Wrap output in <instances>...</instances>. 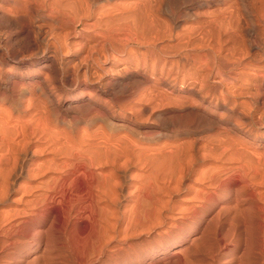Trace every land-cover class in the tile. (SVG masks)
Instances as JSON below:
<instances>
[{
  "label": "bare ground",
  "instance_id": "obj_1",
  "mask_svg": "<svg viewBox=\"0 0 264 264\" xmlns=\"http://www.w3.org/2000/svg\"><path fill=\"white\" fill-rule=\"evenodd\" d=\"M0 30V100L20 99L0 105V264L30 245L45 246L42 264L71 263L39 229L79 220L96 235L89 255L109 264L130 238L162 236L218 202L216 219L233 220L222 236L244 246L238 264L262 255L264 138L252 128L264 123V0H0ZM25 51L41 53L47 75L30 74ZM151 118L173 135L140 132Z\"/></svg>",
  "mask_w": 264,
  "mask_h": 264
},
{
  "label": "rangeland",
  "instance_id": "obj_2",
  "mask_svg": "<svg viewBox=\"0 0 264 264\" xmlns=\"http://www.w3.org/2000/svg\"><path fill=\"white\" fill-rule=\"evenodd\" d=\"M69 30H67V29ZM65 28V32L64 33H66V32H69V34H67V35H70L69 36V40H70V42L72 43V42H74L75 41V39L73 38V36H72V27L71 26H67ZM71 30V31H70ZM80 30V27H78L77 29H76V31L78 32ZM2 30H0V36L1 37H5L4 35H3V33L5 32V30H3L2 32H1ZM71 37H72V39H71ZM2 41L4 42V39H2ZM13 42H11V43H9V44H7V47L6 48H8V49H10V48H13V49H16V47H17V44L15 45L14 43L12 44ZM13 47H12V46ZM16 46V47H15ZM40 48H41V45H40ZM30 53H27L26 51L25 52H23L22 53V56H24V58H26V60H25V62H28L27 64H29L30 65V69H29V72H30V74L31 75H37V70H41V73H42V75L43 74H45V75H47V73H46V70H43V69H41L40 67H37L39 64L37 63V62H39V61H41V59H42V56H41V53L40 54H38L36 57H30V58H28ZM36 59V60H35ZM32 61V62H31ZM10 63L12 64V62L10 61ZM40 63V62H39ZM160 65H162L161 67H163L164 65L163 64H160ZM37 67V68H36ZM160 67V66H159ZM167 67H168V65H167ZM101 79L99 80L101 83H103V85L106 83V81H107V76L106 75H104V74H102V76L100 77ZM105 86V85H104ZM129 88H130V86H129ZM144 89V87L142 86H139V87H137V88H133L131 91L136 95V94H138L139 93V91H138V89L141 91L142 89ZM28 89H30V90H33L34 89V87L31 85V87L29 86L28 87ZM133 90H135V92L133 91ZM136 90L138 91V93H136ZM38 92V91H37ZM65 93H67L68 92V90L67 89H65V91H64ZM252 91H250V94L252 95V93H251ZM249 94V95H250ZM248 95V96H249ZM134 96V95H133ZM132 96V97H133ZM248 96L247 97H245V100H249L248 99ZM18 97V98H17ZM134 98V97H133ZM251 98V97H250ZM132 99V98H131ZM130 99V100H131ZM9 100V101H8ZM17 100V101H16ZM20 99H19V96H18V94H17V96H15V98H13V99H8V98H4V99H2V100H0V105L2 104V105H4V106H7V107H9L10 106V108H13V110L15 109V108H17L18 107V104H19V101ZM12 101H13V103H12ZM104 101H106V102H108V103H110L111 101H110V99L107 97V98H104ZM110 101V102H109ZM18 103V104H17ZM14 105V106H13ZM15 106H17V107H15ZM50 108V107H49ZM245 108V109H244ZM243 108V110L245 111V112H247V108L246 107H244ZM51 109V108H50ZM50 109H48V110H50ZM51 111V110H50ZM50 111H48V112H50ZM51 113V112H50ZM48 115H50V117L52 116V114H49L48 113ZM93 116V115H92ZM91 116V117H92ZM52 119V118H51ZM65 119V121L64 120H62V119H57V120H55L54 121V123L55 124H58L59 126H64L63 124H64V122H66V120L68 119V118H64ZM52 120H54V119H52ZM60 122V123H59ZM84 126L83 125V123H80L79 124V126ZM254 128H252L253 130H254V132H256V133H259V134H261V136L264 138V123H263V121L261 122V124L260 125H254L253 126ZM166 127H163L162 125H161V123L159 122L158 123V121H156L155 119L153 120V118H151V119H148L145 123H143L142 124V127H141V130H139L140 132H145V131H151V130H157V131H160L161 133H163V135H167V136H169V137H171L173 134H170L171 132L169 131L170 129L169 128H166ZM169 129V130H168ZM145 130V131H144ZM212 131H209V133L208 134H213L214 132H217V131H219V128H217V127H215V128H213V129H211ZM167 132H170L169 134L167 133ZM262 132V133H261ZM198 136H197V135ZM193 135V136H192ZM192 135H190L191 137H189V140H191V141H193V142H195V141H197L198 140V137H199V139H200V133H195V134H192ZM237 136H240L239 134H237ZM159 138H161V140H163V138L162 137H159ZM159 138H157V137H153L152 139H153V141H156V140H159ZM180 138H184L183 136H180ZM193 139V140H192ZM197 142H199V141H197ZM197 142H195V144H198ZM262 146V145H261ZM263 150V151H262ZM256 151L258 152V153H263L264 152V147H258V148H256ZM226 173V174H225ZM223 175H222V177H223V179L226 181L227 180V182H226V184H227V186L228 187H230L231 186V180L229 179V178H231V176H232V173L231 172H225ZM229 174V175H228ZM229 182V183H228ZM184 184H187V181H185L184 182ZM224 194V193H223ZM222 194V195H223ZM227 194H224V197L226 196ZM217 205V206H216ZM224 206V205H223ZM243 206H245V205H243ZM221 207V204H220V202H218V203H215V205H210L209 206V208L207 209V211L205 212V214H204V216L202 217V218H196V219H194V220H191L190 222H183V220H180V219H177L176 220V222L174 221V223L176 224H174V227H172V229H168V231H166V232H164L163 234H161L162 236H159V237H156V238H154L152 235H146V234H143V236H139V237H133V238H130L128 241H127V243H126V245H125V251H127V253L126 254H123V255H121V257H119L120 255H118V258L117 257H115V259L114 260H112V262H110L109 264H208V263H210V264H212L211 263V261H210V258L212 257V256H216L217 254H218V252L220 251V252H224L226 255H225V257L223 258V260H221L220 262H214V264H238V258H240L242 255H244V246H243V244H241V246H240V250H236V248H237V243H238V239L237 240H235L236 239V237L235 236H231V237H223L222 236V234L224 233V234H226L228 231V229L230 228L229 226H230V224H229V222H233V220L232 221H230V219H228L227 218V215H220L219 216V218L218 219H216V216H217V213L219 212V208ZM223 213V212H222ZM226 216V217H225ZM229 217H232V215L231 216H229ZM227 218V219H226ZM242 217H239L237 220H238V222H240ZM253 218H254V216H253ZM220 219V220H219ZM235 219V218H234ZM179 220V222H177ZM218 220V221H217ZM226 220H228V221H226ZM237 220H236V222H237ZM83 221V222H82ZM182 221V222H181ZM215 221V222H214ZM235 221V220H234ZM80 222V223H79ZM196 222V223H195ZM213 222H214V224H213ZM236 222H234V223H236ZM53 223V224H52ZM52 223H50V222H46L45 223V226H43V227H41L39 230H40V233H41V235H43V237H44V240L43 241H46V240H48V241H50V243L52 244V246H54L55 248V252H57V253H62V254H64L65 256L66 255H68V257L69 258H71L70 259V261H71V263H68V264H78V262H79V260H85V262H87L88 264H98L94 259H95V257H94V254H90V255H93V257H90V255H89V253H91L92 251H93V253H94V250H92L93 248H95L94 246H96V244L97 243H95V241L97 242V240H96V235H95V233L92 231V229H91V227H90V225H87L88 224V222L87 221H85L84 222V220H79V221H77L76 223H73V224H71L69 227H62V226H60V224L58 223V222H52ZM58 224V226H57V224ZM87 223V224H86ZM178 223L180 224V226L181 225H183V226H179L178 225ZM217 223V224H216ZM223 223V224H222ZM234 223H232V224H234ZM254 223V225L256 224V221H254L253 222ZM253 223L251 224V226L252 227H254V225H253ZM258 221H257V225H258ZM42 224V223H41ZM51 226H50V225ZM223 225V229L221 230L220 229V225ZM49 225V226H48ZM53 225V226H52ZM55 225V226H54ZM238 225H239V223H238ZM37 226H39L38 224H35L34 225V229L33 230H37L38 228H37ZM215 226V227H214ZM53 227V228H52ZM61 227H62V229H61ZM71 227V228H70ZM49 228H51V229H49ZM63 228H64V230H63ZM66 228V229H65ZM176 228V229H175ZM47 229V230H46ZM49 229V230H48ZM53 229H55V230H53ZM57 229V230H56ZM58 229H59V231H58ZM217 229V230H216ZM254 228H252V232H254V230L255 231H257V226L255 225V229L253 230ZM43 230H44V232L45 233H47L48 231H49V233H47L48 234V239H46L45 240V234H44V232H43ZM61 230H63V231H61ZM169 230H170V232H169ZM204 230V231H203ZM54 231V232H53ZM56 231H57V233H56ZM69 231H70V233H69ZM74 231V232H73ZM222 231V232H221ZM52 232V233H51ZM63 232V233H62ZM72 232V233H71ZM226 232V233H225ZM258 232V231H257ZM254 233L253 234V237H254V239H253V242H254V240H256V238H257V240H259L260 241V244L262 245H260V248L263 250H261L262 252V255H260V254H257V250H254V252H255V254H254V258L252 259V261L250 262L251 264H264V240L262 239V238H264V236L263 237H259V236H261V234L262 233H260V232H258V233ZM43 233V234H42ZM166 233V234H165ZM205 236V237H203V235ZM46 234V235H47ZM212 234V235H211ZM58 235V238L57 239H55L56 238V236ZM63 237H62V236ZM146 235V236H145ZM202 235V236H201ZM222 237H221V236ZM51 236V237H50ZM70 236V237H69ZM199 236H200V238H201V240L202 241H199V242H197V239L199 238ZM243 236V235H242ZM242 236H241V238L239 239V241L241 242V241H243V238H242ZM66 237V238H65ZM203 237V238H202ZM210 237H211V239H210ZM213 237V238H212ZM233 237H235V238H233ZM244 237V236H243ZM50 238H51V240H50ZM63 238H64V241H63ZM154 240H153V239ZM216 239V241H215V239ZM192 239H195L196 240V244H197V249L196 250H194V247L192 248L191 246L189 247V245H190V241L192 240ZM214 241H213V240ZM229 239V240H228ZM58 240H60L61 241V243H59V241ZM200 240V239H199ZM212 240V241H211ZM28 241L30 242L31 240L30 239H28ZM57 241V242H56ZM63 241V242H62ZM71 241V242H70ZM73 241V242H72ZM208 241H209V244H208ZM259 241H256V243L254 242V246H257L258 247V243L257 242H259ZM32 242V241H31ZM82 242V243H81ZM93 242L95 243V244H93ZM200 242H201V244H200ZM244 242V241H243ZM242 242V243H243ZM45 243V242H44ZM53 243H54V245H53ZM67 245H66V244ZM78 244V247H77V245H75V244ZM86 243V244H85ZM88 243V244H87ZM213 243H214V245L217 243L218 244V246H220V247H218V248H216V246H215V248H213L214 246H213ZM64 244V245H63ZM90 244V245H89ZM128 244H129V246H128ZM198 244H200V246L198 245ZM211 244V245H210ZM62 245V246H61ZM81 245V246H80ZM93 247H92V246ZM207 245H208V249L209 250H207L206 252H204L205 250H206V248H204V246H206L207 247ZM210 245V246H209ZM33 246V245H32ZM64 246H65V249L66 250H64ZM91 246V247H90ZM128 246V247H127ZM253 246V247H254ZM45 246H41L39 249H34L33 247H31V245H30V249H27L28 248V246L27 247H25V248H23V249H21L19 252H18V254H15V255H13V261L12 260H10L11 261V263L10 264H22V262H23V264H27V263H29V264H38L39 263V261H40V263L39 264H42L41 262H43L42 261V257L44 256L43 254H45V251H46V249L44 248ZM62 247V249H60ZM68 247H70L69 249H68ZM87 247H89L88 249H90V251L87 249ZM127 247V248H126ZM189 247V250L187 249ZM210 247V248H209ZM211 247L214 249H211ZM263 247V248H262ZM57 248V249H56ZM82 248V249H81ZM190 248H192L191 250H190ZM256 248V247H255ZM68 249V250H67ZM75 249V250H74ZM96 249V248H95ZM128 249V250H127ZM205 249V250H204ZM216 249V250H215ZM219 249V250H218ZM44 250V251H43ZM56 250H58V251H56ZM92 250V251H91ZM183 250H185V251H183ZM186 250L187 251H190V253L188 252H186ZM213 250V251H212ZM43 251V252H42ZM210 251V252H209ZM212 251V252H211ZM42 252V256L39 254V253H41ZM186 252V253H185ZM203 252V253H202ZM214 252V253H213ZM88 253V254H87ZM185 253V254H184ZM209 253V254H208ZM75 254V255H74ZM87 254V255H86ZM186 254H188V255H186ZM25 255V256H24ZM78 255V256H77ZM125 255V256H124ZM1 256V255H0ZM3 257H6V256H4V254L2 255ZM1 256V257H2ZM236 257V258H233V257ZM10 257V256H9ZM16 257V258H15ZM23 257V258H22ZM36 257V258H35ZM40 259H39V258ZM79 257H81V258H79ZM88 257V258H87ZM90 257V258H89ZM123 257V258H122ZM209 257V258H208ZM20 258V259H19ZM31 258V259H30ZM35 258V259H34ZM93 258V259H92ZM120 258V259H119ZM206 258V259H205ZM17 259H19L18 261H17ZM38 259H39V261H38ZM3 260H5V259H3ZM20 260H21V263H20ZM31 260V262L33 261L34 263H31V262H29ZM90 260V261H89ZM192 260V261H191ZM36 261H38V262H36ZM73 261H75V263L73 262ZM237 261V262H236ZM27 262V263H26ZM96 262V263H95ZM193 262V263H192ZM249 263V264H250ZM246 264V263H245Z\"/></svg>",
  "mask_w": 264,
  "mask_h": 264
}]
</instances>
